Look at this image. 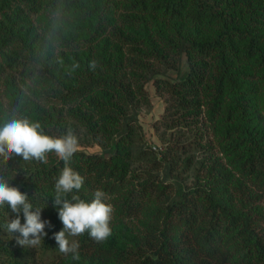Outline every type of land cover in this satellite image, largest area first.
Listing matches in <instances>:
<instances>
[{"label":"trees","instance_id":"trees-1","mask_svg":"<svg viewBox=\"0 0 264 264\" xmlns=\"http://www.w3.org/2000/svg\"><path fill=\"white\" fill-rule=\"evenodd\" d=\"M261 1L21 0L11 8L10 0H1L0 45L7 52L0 60V95L4 79L23 102L21 112L28 108L45 134L60 137L70 129L79 145L101 147L73 154L69 166L84 178L73 194L91 202L102 190L104 202L121 215L148 212L144 230L126 240L96 242L88 232L71 237L79 243V264H264V130L256 108L257 80L264 79ZM44 10L60 14L66 30L49 29L52 36L42 38L31 15ZM190 26L217 31L199 37ZM183 53L190 68L184 79L156 77L163 67L176 68ZM7 67L22 73L25 88L7 77ZM150 80L166 101L158 123L174 128L202 117L216 123L221 150L239 178L233 181L235 172L221 159L206 163L187 155L185 144H168L161 155L148 144L138 115L151 104ZM10 120L0 108V126ZM195 145L200 153L212 147ZM63 167L54 152L46 161L0 160V176L50 221L41 243L46 254L36 260L13 248L19 233L4 226L15 214L0 208V264L73 258L60 253L53 235L64 227L52 206ZM191 169L195 182L186 186L182 173ZM20 219L23 224L22 212Z\"/></svg>","mask_w":264,"mask_h":264},{"label":"clouds","instance_id":"clouds-1","mask_svg":"<svg viewBox=\"0 0 264 264\" xmlns=\"http://www.w3.org/2000/svg\"><path fill=\"white\" fill-rule=\"evenodd\" d=\"M90 66L95 68V62ZM78 149V138L70 129L65 135L54 137L45 134L39 122L28 119H12L0 126V160L7 163L10 159L22 157L23 161H46V155L54 152L64 161V167L55 182L52 200V206L57 210L64 227L53 235L60 253H72L74 259H79V243L69 237L88 232L96 242L105 241L111 235L109 222L113 213L112 205L104 202L105 193L102 190L95 191L91 202L73 194L84 183V178L69 166ZM5 205L15 214V218L8 219L5 223V231L19 233L16 242L21 246H39L47 236L45 228L50 227V221L41 219L43 208L33 211L27 194L0 176V208ZM21 212L25 221L23 224L20 219Z\"/></svg>","mask_w":264,"mask_h":264},{"label":"rangeland","instance_id":"rangeland-1","mask_svg":"<svg viewBox=\"0 0 264 264\" xmlns=\"http://www.w3.org/2000/svg\"><path fill=\"white\" fill-rule=\"evenodd\" d=\"M228 2H231L232 0H226ZM238 4H243L245 1L248 0H236ZM261 3L264 5V1H261ZM10 6L11 8L17 7L19 4H21V0H10ZM2 5V2L0 0V6ZM32 18V28L37 31V33L40 34L42 38H49L50 35L46 32V30H53L54 33H62L64 30H66L67 26L64 24V22L61 19L60 14H54L51 12H48V10L42 11L40 14H33L31 15ZM217 29H215L214 26H190L189 32L193 34H197L199 37H212L215 35ZM3 45H0V60L2 59V55L7 52L6 49L3 48ZM189 63L187 59V55L185 53L182 54L180 61L178 63V66L176 68H162V73L156 75V77H162L165 79H168L170 81H176L181 80L186 77V75L189 72ZM7 77L13 78L15 84H18V87L20 89L25 88V86L22 83V80L24 77L22 76V73L20 71H16L12 67H7L6 69ZM259 74H257L258 76ZM23 77V78H22ZM258 85H257V96H256V108L258 109V113L260 115V121H261V127L264 130V79L258 78ZM29 85L32 86V89H39L40 87L36 85H32L31 81H28ZM7 81H4L2 79L1 83V95H0V104H1V110H2V116L5 118L7 114H10L12 116V119H28L31 122H34V119H32L29 112H27L28 108H25L23 112H21V106L23 104L20 99L17 98L16 95H13V92L15 91V87L12 86V83H9V85L6 84ZM11 87L13 90H11ZM146 87L150 94L151 104L147 107H142L139 111V121L142 124L145 138L148 142V144L158 152V154H162L163 151L168 150V144L175 145L176 143L185 144L187 145V148H189L191 151L187 154H195L197 160L207 162H212L213 159L218 158L221 159L226 168L229 171L235 172L233 181L239 178L240 173L238 172V169L235 167L233 163L230 161V157L226 156L222 150L221 145L219 142V126L216 125L214 122H209L207 118L202 117L201 119L195 118L194 121H192L189 125H181L174 128H166L165 126H162L160 123V119H162L164 111H165V96L160 95L156 91L155 84L153 80H150L147 82ZM35 102H39L37 99H33ZM40 103V102H39ZM50 104H46L44 106H49ZM27 114V115H26ZM197 143H207L209 145L212 144V147L209 149V153H203L200 151H203L201 149L199 152H195V144ZM79 148H85L88 151H99L101 150V147L98 144L95 145H88L83 146L79 145ZM175 150H170L171 154H174ZM179 153V152H178ZM210 158H212L210 160ZM181 169V168H180ZM163 172L162 174H164ZM166 175V173H165ZM196 178V173L194 172V169L184 171L182 173V180L183 184L186 186H191L194 184ZM264 206V202H263ZM147 214L148 212H144L143 214L139 216H125L119 214L114 208L112 217L110 220V228H111V235L108 237L110 241H121L126 240L128 238H131L141 231L144 230L146 220H147ZM19 236V234L17 235ZM16 236V237H17ZM16 237H12L13 248L15 250L24 251L25 253H30L36 260H39V258H42L45 256V252H43V249L41 248V244L37 247L30 248V247H24L19 245L16 242ZM70 240H72L71 237H69ZM42 243V242H41ZM66 264H79L77 259L70 258Z\"/></svg>","mask_w":264,"mask_h":264}]
</instances>
